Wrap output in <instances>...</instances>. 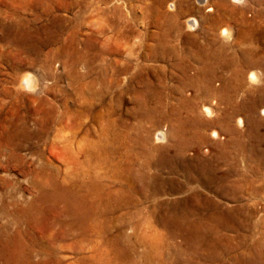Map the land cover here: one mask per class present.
Masks as SVG:
<instances>
[{
	"label": "rangeland",
	"instance_id": "374dc122",
	"mask_svg": "<svg viewBox=\"0 0 264 264\" xmlns=\"http://www.w3.org/2000/svg\"><path fill=\"white\" fill-rule=\"evenodd\" d=\"M112 137L151 165L141 211L90 236L24 212L34 179ZM122 249L264 264V0H0V264H127Z\"/></svg>",
	"mask_w": 264,
	"mask_h": 264
},
{
	"label": "bare ground",
	"instance_id": "6f19581e",
	"mask_svg": "<svg viewBox=\"0 0 264 264\" xmlns=\"http://www.w3.org/2000/svg\"><path fill=\"white\" fill-rule=\"evenodd\" d=\"M191 22L193 25L196 24V20L194 19H192ZM192 24H190V27L193 26ZM226 33L227 31L225 29L224 34L226 35ZM86 53V51L83 53L81 52L83 58H86ZM201 76L204 82L209 83V80L206 79L205 75L203 76V71H201ZM256 77L257 76L255 72H252L250 75L251 80H255ZM24 79V83L27 86H31L34 82L30 76H27ZM188 79L192 80V83L197 80V78L194 76H189ZM190 80L188 81L190 82ZM205 110H207V108ZM209 110L210 109H208V112ZM215 133L218 135L217 131ZM118 139L120 140V138ZM118 139L112 137L111 141L109 142L111 145L106 144L105 146H100L98 149H96V146L90 145L88 149H84V152L81 150L80 152H77L76 159L73 163V165H76L72 167L67 164V167H65L66 169L64 171L65 175L63 177V181L59 180L56 173H53L52 175L49 174V176L48 174L43 175L40 180L34 179L32 183H34V186L38 188L39 195L34 200V202L28 205L30 208L24 210V212L26 214L33 213L38 216L40 213L43 215V213L47 214L52 210L54 213L58 211L57 213L60 214V221H54L48 214V222L51 221L52 224H58L57 222H60V224L63 226L77 227L82 229L81 232L83 231L85 236L88 234L90 236V233H92V231L96 228L101 229L98 232L100 235L101 233L103 234L108 226L107 224L111 221H114L116 218H114V216L111 217V215L117 211H128L133 208L141 211V207L143 205L141 206L139 195H147V187L149 190L152 188L151 179L145 174V169H149L151 165H148V163L145 161H139V157L133 158L134 155L132 156L130 151L134 150V148L129 149L128 145L124 146L123 143L120 142L121 140L119 141ZM126 148L128 150H124V152L121 151V149ZM135 153L138 154V152ZM41 170H45L47 173L46 169L42 168ZM40 173H43V171ZM152 189V193L155 195L159 192H157L155 187ZM157 205L158 206L153 205L154 210H157L158 207L162 206L159 203ZM165 210L167 209L165 208ZM61 214L65 218H61ZM167 216H170V214ZM161 219H163L165 223H169L165 216H163ZM17 220L19 221L20 219ZM123 235L124 233H120L119 231V235H116L113 240L117 242L119 239L118 242H120L123 240L121 238ZM193 250L194 251L191 253V259L192 262L196 264L199 251L196 249ZM121 251V255H123V257L127 259L126 261H128L127 264H136L134 260H129L130 253H128L126 249H122Z\"/></svg>",
	"mask_w": 264,
	"mask_h": 264
}]
</instances>
